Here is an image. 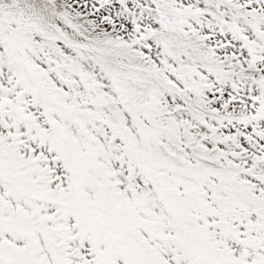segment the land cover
<instances>
[{
    "label": "snow or ice",
    "instance_id": "6c2138e0",
    "mask_svg": "<svg viewBox=\"0 0 264 264\" xmlns=\"http://www.w3.org/2000/svg\"><path fill=\"white\" fill-rule=\"evenodd\" d=\"M0 264H264V0H0Z\"/></svg>",
    "mask_w": 264,
    "mask_h": 264
}]
</instances>
